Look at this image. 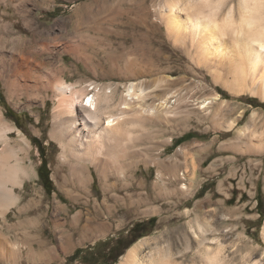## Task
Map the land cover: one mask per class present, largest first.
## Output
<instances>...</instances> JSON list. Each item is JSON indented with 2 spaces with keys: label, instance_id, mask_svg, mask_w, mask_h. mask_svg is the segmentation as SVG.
Masks as SVG:
<instances>
[{
  "label": "rangeland",
  "instance_id": "obj_1",
  "mask_svg": "<svg viewBox=\"0 0 264 264\" xmlns=\"http://www.w3.org/2000/svg\"><path fill=\"white\" fill-rule=\"evenodd\" d=\"M166 1L0 0V44L8 50L33 38L50 44L43 58L62 68L68 84L119 86L120 95L132 82L168 79L150 90L145 104L147 110L167 106L164 115L129 114L133 139L123 172L111 168L105 180L91 166L86 185L79 184L81 165L64 162L51 136L54 91L18 101L0 79V107L21 130L15 137L29 140L27 163L35 167V175L16 188L20 202L0 218V264H88L86 252L73 260L72 254L78 248L107 252L136 222L155 216L156 225L131 245L149 239L146 253L182 229L189 232L188 222L200 212L217 223L227 243L250 240L264 261V99L226 83L224 72L216 76L200 63L197 47L176 42L160 16ZM238 4L222 2L221 18L232 5L240 18ZM113 15L119 26L107 22ZM135 43L159 49L152 76L131 71V61L148 58L133 50ZM80 45L81 52L70 51ZM188 133L195 136L174 144ZM43 158L47 186L46 170L39 173Z\"/></svg>",
  "mask_w": 264,
  "mask_h": 264
},
{
  "label": "bare ground",
  "instance_id": "obj_2",
  "mask_svg": "<svg viewBox=\"0 0 264 264\" xmlns=\"http://www.w3.org/2000/svg\"><path fill=\"white\" fill-rule=\"evenodd\" d=\"M224 1L169 0L160 16L176 42L180 45L189 42L198 48L200 63H206L213 74L220 76L224 72L226 83L240 91L249 88L253 95L264 99V0H239L240 18L234 5L221 18L218 12ZM115 15L107 19L114 27L119 26ZM49 45L37 38L24 40L23 48L12 50L0 44V79L10 99L18 101L25 97L31 99L42 90L54 91L57 103L52 114L51 136L62 148L61 159L81 165L80 185L88 183L91 166L108 180L111 168L124 170L123 160L129 154L133 139L129 114L135 111L141 115L162 116L163 111H168L163 104V107L145 108L149 92L157 90L168 79L156 78L149 84L132 82L120 95L119 86L96 82L68 84L60 76L62 68L53 67L43 58L44 52H50ZM154 45L144 48L135 43L133 50L146 53L148 58L139 63L131 61L133 74L152 76L155 73V60H160V55ZM82 49L80 45L70 51L79 53ZM16 132L21 133V130L6 119L0 107V218L4 219L10 208L21 200L16 188H23L26 180L35 175L34 165L27 163L31 158L30 142L25 135L15 137ZM207 216L197 213L188 222L189 232L172 231L175 234L168 238L165 246L159 245L146 253L143 252L150 240H140L127 250L119 264H184L185 260H191V264L197 261L201 264H264L257 258V247L250 240L227 243L217 223Z\"/></svg>",
  "mask_w": 264,
  "mask_h": 264
},
{
  "label": "trees",
  "instance_id": "obj_3",
  "mask_svg": "<svg viewBox=\"0 0 264 264\" xmlns=\"http://www.w3.org/2000/svg\"><path fill=\"white\" fill-rule=\"evenodd\" d=\"M8 113V112H7ZM195 136L194 133H188L175 141V145H179L185 140L191 139ZM46 170V176H42L44 185L47 186L48 183H51V179L49 177V168L48 163L43 158L42 163L39 167V173L43 174ZM258 206L262 207V200L258 198ZM261 214L264 216V210L261 208ZM157 217H151L148 220L136 222L133 227L130 229L129 234L125 238H119L117 242L110 247V249L106 252H102L100 255H97L94 252V249L85 250L84 248H78L74 254H72L71 259H76L80 257L83 253L86 252L84 257V262H88V264H116L119 258L126 252V250L139 238L144 236L145 232L149 231L156 225ZM90 257L91 259L89 260ZM101 259V260H100Z\"/></svg>",
  "mask_w": 264,
  "mask_h": 264
}]
</instances>
